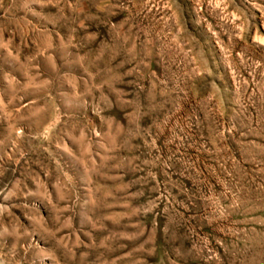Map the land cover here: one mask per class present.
<instances>
[{
    "label": "rangeland",
    "instance_id": "374dc122",
    "mask_svg": "<svg viewBox=\"0 0 264 264\" xmlns=\"http://www.w3.org/2000/svg\"><path fill=\"white\" fill-rule=\"evenodd\" d=\"M0 264H264V0H0Z\"/></svg>",
    "mask_w": 264,
    "mask_h": 264
}]
</instances>
